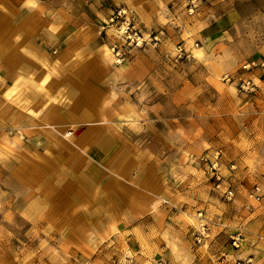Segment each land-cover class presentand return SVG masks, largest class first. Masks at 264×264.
Segmentation results:
<instances>
[{"label":"rangeland","instance_id":"obj_1","mask_svg":"<svg viewBox=\"0 0 264 264\" xmlns=\"http://www.w3.org/2000/svg\"><path fill=\"white\" fill-rule=\"evenodd\" d=\"M12 2L9 32L50 56L0 94V118L18 109L0 124V264H264V0ZM38 164L88 186L72 213L45 212Z\"/></svg>","mask_w":264,"mask_h":264},{"label":"crops","instance_id":"obj_2","mask_svg":"<svg viewBox=\"0 0 264 264\" xmlns=\"http://www.w3.org/2000/svg\"><path fill=\"white\" fill-rule=\"evenodd\" d=\"M12 6H13L12 0H0V94L1 93L3 94L6 89L5 91L6 95L8 94V92L11 91L14 93L16 87L15 85L12 84L20 76H22V81L21 82L18 81V83L20 84L23 83V85L25 86L26 75L29 74L35 67L39 66L38 53H41L43 55H47L48 53L49 55L50 52L49 49L50 47L48 46V44H46V41H43L42 38H39L37 40L34 39V36H27L25 34H20V33L16 34L17 37H14L15 34L13 32H9L10 30L9 23H11L12 21L10 17V11ZM7 40H14L16 41V44L10 45L7 43H3V41H7ZM19 40L23 41L22 43V45L24 44L23 49H19V48L15 49V46H17V42ZM15 96L17 98V94ZM0 100H2L0 102V107L5 108V106L8 105L3 101L5 99L0 98ZM16 112H18V109L13 110V112L9 113L8 116H6L5 118H0V124L5 126V128L7 129V127L11 125L8 124V121L10 122L9 119L12 118V116L16 115ZM70 117L71 116H67V118L66 117L65 118L69 120ZM23 124L27 125L26 122H23ZM19 125L21 126V123H19ZM10 128L12 129V127ZM16 128L18 127H14V129ZM65 129H67V125H63L58 129L57 128L54 129L53 139L60 145L55 143L52 146H49L50 147L49 151H52V154L54 152H57L56 155H52L50 160H53L54 163L59 164V167L57 169L58 171L60 169L64 170L63 167L61 168V164H67L70 160H72L74 156V153L72 152L73 151L72 146L75 145L74 139L72 138L71 141L72 144H71L66 140H63V138H61L60 136V132L65 131ZM72 135H74L73 132ZM72 135L70 136L72 137ZM109 143L110 142L108 141V139L104 138L103 140H101L100 146L106 148V144ZM40 157H42V155H40ZM1 169L2 168L0 167V171ZM14 169H11L9 172L11 174H14ZM44 172H45V168L43 164H38V167L35 170L36 175L35 176L33 175L31 179L34 183L36 181L37 184L39 185H42L47 181L51 183V188H48L46 190L43 188L45 192L38 191L39 196L43 197L42 199L43 202L47 203L45 207L46 208L45 212H47L48 214L54 212L55 210L60 213L67 214L69 211L70 212L72 211L73 207L77 205V202H80L81 200L87 197V195L84 196V198H82L81 196V194L88 193V186L83 182L82 179L80 178L73 179L70 176L65 177V175L58 178H53L55 176H53L52 173L50 176L46 177V175H44ZM30 173L31 172L28 170V174ZM64 177L66 178V180H64ZM11 179L13 180V178ZM53 183L57 184L58 187H52ZM80 192L81 194H79ZM40 193H43L44 196H42ZM29 195L31 194H28V197L32 198ZM39 196H37V198Z\"/></svg>","mask_w":264,"mask_h":264},{"label":"built area","instance_id":"obj_3","mask_svg":"<svg viewBox=\"0 0 264 264\" xmlns=\"http://www.w3.org/2000/svg\"><path fill=\"white\" fill-rule=\"evenodd\" d=\"M121 13H122V10H118V12H117V14H116V16H120L121 15ZM110 20H112V18L110 19ZM128 28V27H127ZM126 28V29H127ZM135 35H136V33H134L133 35H131L129 32L127 33V38H129L130 40H133V39H135ZM138 38V37H137ZM135 39V42L137 43V41H138V43L140 42L138 39ZM250 82L249 81H245V80H242L241 81V83H240V89H242V90H249L250 89V87H248V85H250L249 84ZM263 195H264V193H263Z\"/></svg>","mask_w":264,"mask_h":264},{"label":"bare ground","instance_id":"obj_4","mask_svg":"<svg viewBox=\"0 0 264 264\" xmlns=\"http://www.w3.org/2000/svg\"><path fill=\"white\" fill-rule=\"evenodd\" d=\"M70 129L71 128H67V129H65V131L60 132V136H61V138H63L64 140H66L67 142L72 144V142H71L72 141V137L70 136V135H72V131L70 132Z\"/></svg>","mask_w":264,"mask_h":264}]
</instances>
